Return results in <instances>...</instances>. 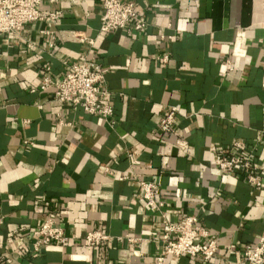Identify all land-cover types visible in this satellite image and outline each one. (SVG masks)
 <instances>
[{"label": "crops", "instance_id": "1", "mask_svg": "<svg viewBox=\"0 0 264 264\" xmlns=\"http://www.w3.org/2000/svg\"><path fill=\"white\" fill-rule=\"evenodd\" d=\"M123 1L145 29L101 33L103 0H40L56 20L0 34V264H244L264 230V184L217 166L240 141L264 174L262 0ZM83 58L101 66L112 124L31 90ZM141 180L158 185L154 200ZM51 214L69 239L35 252ZM187 215L216 239L210 260L162 254V221ZM92 230L108 236L100 246L85 244Z\"/></svg>", "mask_w": 264, "mask_h": 264}, {"label": "built area", "instance_id": "2", "mask_svg": "<svg viewBox=\"0 0 264 264\" xmlns=\"http://www.w3.org/2000/svg\"><path fill=\"white\" fill-rule=\"evenodd\" d=\"M40 0H0V34H10L21 31L22 27L35 21H54L59 11L44 12L39 9ZM103 12L100 17L99 31L107 33L113 30L126 29L139 32L145 29L147 22L140 17L133 1L103 0ZM263 16L262 26L264 30V0L261 1ZM52 37L54 33L48 32ZM80 43H92L91 40L76 32L69 31L65 35ZM52 46V44H50ZM167 57H164L165 60ZM65 71L60 80L54 81L48 74H44L40 83L31 90H46L52 88V97L55 101L69 105L73 109L80 108L89 114H96L109 124H112L113 107L104 101L107 90L104 89V74L101 66L95 60L83 58L80 61L68 64L63 62ZM227 70H231V64L226 61ZM49 71V67H46ZM175 118V108L170 107L158 124V130L169 132L172 130ZM231 153L220 155L217 166L224 173L239 170L243 178L254 187H262L264 174L256 173L258 166L252 162V156L245 144L235 141L231 145ZM109 172V170H106ZM125 176L119 179H125ZM141 197L152 201L159 193L158 185L154 182H139ZM162 203H159L161 206ZM38 238L32 244L33 251H37L45 244H65L69 237L61 225L58 215L51 214L41 223ZM107 235L99 230L86 233L84 242L87 246H100ZM12 234L7 235L11 240ZM131 240V239H129ZM133 240V239H132ZM162 254L179 256L187 254L191 257L200 256L204 260H210L216 250L217 242L207 229L200 226L195 215H187L182 222L173 223L162 221L161 230ZM244 264H264V230L254 244H245L242 248ZM161 260V257L158 259Z\"/></svg>", "mask_w": 264, "mask_h": 264}]
</instances>
